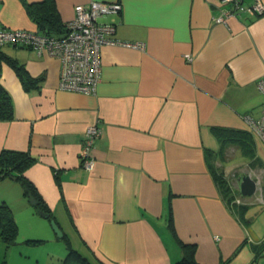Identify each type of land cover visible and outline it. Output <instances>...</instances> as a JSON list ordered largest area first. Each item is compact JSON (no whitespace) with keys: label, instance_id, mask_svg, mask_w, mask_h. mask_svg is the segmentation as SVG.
Here are the masks:
<instances>
[{"label":"crops","instance_id":"0c3cea01","mask_svg":"<svg viewBox=\"0 0 264 264\" xmlns=\"http://www.w3.org/2000/svg\"><path fill=\"white\" fill-rule=\"evenodd\" d=\"M92 1L121 5L100 22L131 45L102 49L94 95L60 91L53 57L0 49V85L12 101V118L0 120V153L35 159L24 177L39 199L31 205L16 178L4 176L0 204L11 209L19 231V215L28 216L22 221L28 231L45 234L53 219L59 238L92 264H176L182 245L194 248L195 264H264V219L249 209L264 204V195L252 198L264 185L252 177L255 195L241 197L237 186L227 203L216 163L231 145L222 147L213 132L246 131L254 146L260 142L244 118H258L264 104L257 88L264 15L224 26L213 22L220 0H0V27L43 34L35 17L52 15L46 27L58 36L74 7ZM4 57L42 81L25 89ZM95 124L102 136L87 170L79 151L85 129ZM38 203L50 219L34 217Z\"/></svg>","mask_w":264,"mask_h":264},{"label":"built area","instance_id":"2783aa9c","mask_svg":"<svg viewBox=\"0 0 264 264\" xmlns=\"http://www.w3.org/2000/svg\"><path fill=\"white\" fill-rule=\"evenodd\" d=\"M121 10L118 2L92 1L87 6L74 7L75 17L64 25L58 36L40 34L35 31L14 30L0 27V49L4 47L26 48L37 55H48L59 61L58 89L60 91L94 95L101 80V51L106 46H131L113 39V25L101 23L100 19ZM264 15V1L220 0L219 13L213 17L215 24L227 26L231 18L259 17ZM187 60H191L187 56ZM257 88L264 96V76L257 82ZM245 122L252 133L264 146V104L261 114L253 119L246 116ZM102 136L98 125L87 127L82 136L79 160L81 165L92 168L91 149ZM237 204L241 200H235Z\"/></svg>","mask_w":264,"mask_h":264},{"label":"trees","instance_id":"16d2710c","mask_svg":"<svg viewBox=\"0 0 264 264\" xmlns=\"http://www.w3.org/2000/svg\"><path fill=\"white\" fill-rule=\"evenodd\" d=\"M29 13L32 15L33 10L31 6H28ZM38 17V16H37ZM35 17V20L39 24L40 31L45 35H50L52 29L47 28L48 23H51L50 17L52 15H43V17ZM47 26V27H46ZM62 26L58 25L56 30H61ZM64 28V27H63ZM63 32V31H62ZM3 55L0 53V59ZM4 60L14 69L19 80L25 89L32 86H37L41 81L42 77L32 78L24 70L22 66H19L16 61L4 57ZM12 118V101L9 94L0 85V120H10ZM213 132L220 139L221 146H237L244 156L252 158L255 156L254 151V140L252 136L246 131L232 130L226 128H213ZM35 159L28 153L24 152H13V151H2L0 153V178L4 176H14L20 183L24 195L28 196L31 194L36 200L38 196L32 186V184L24 177V172L34 163ZM218 187L223 198L226 199L227 203L234 200L233 191L230 186L218 176ZM40 211H44L45 208L38 203L37 205ZM50 219V217H49ZM16 223L13 219L11 209L5 204H0V238L1 240L10 245L16 234ZM63 238H65L63 236ZM69 242L68 240H66ZM183 258L176 264H195L193 261L194 248L182 245ZM68 254L61 261L60 264H92L90 260L70 247L67 243Z\"/></svg>","mask_w":264,"mask_h":264},{"label":"rangeland","instance_id":"374dc122","mask_svg":"<svg viewBox=\"0 0 264 264\" xmlns=\"http://www.w3.org/2000/svg\"><path fill=\"white\" fill-rule=\"evenodd\" d=\"M254 151L258 159L251 161L244 157L239 149L229 146L222 151L220 159H217L218 174L230 186L231 190H235V194H238L236 178L239 174H247L259 181L262 180V185H264V146L260 142L256 143ZM4 190L6 191L4 188L1 189V191ZM256 195L252 198L258 197L260 200V195H264V187H262L261 194L257 192ZM31 209H33L36 219L43 218L34 207L31 206ZM249 209L254 215L259 213L260 219H264V204L253 205ZM12 216L15 219L13 214ZM27 217L26 214L19 215L20 231L17 227L15 237L10 245L5 244L0 238V264H36L37 262L39 264H58L61 262L68 254L67 245L58 237L54 241H49L48 236L51 233L54 234L52 230L48 234L43 233L39 227L28 231L22 224V221H25Z\"/></svg>","mask_w":264,"mask_h":264},{"label":"water","instance_id":"95a60500","mask_svg":"<svg viewBox=\"0 0 264 264\" xmlns=\"http://www.w3.org/2000/svg\"><path fill=\"white\" fill-rule=\"evenodd\" d=\"M11 178L14 179V177L12 176ZM236 180H237L239 195L241 197L248 198L255 195L257 184L256 181L250 175L239 174ZM28 199L31 205H35L37 203V201L31 194L28 195ZM39 213L43 218L49 219V214L43 211H39ZM50 227L58 238L62 236L61 230L59 229L58 225L53 219H50Z\"/></svg>","mask_w":264,"mask_h":264}]
</instances>
